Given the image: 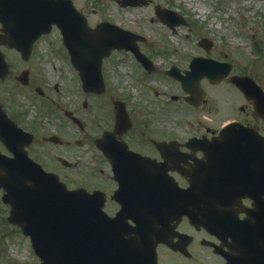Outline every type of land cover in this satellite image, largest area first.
Returning <instances> with one entry per match:
<instances>
[{"label":"water","instance_id":"95a60500","mask_svg":"<svg viewBox=\"0 0 264 264\" xmlns=\"http://www.w3.org/2000/svg\"><path fill=\"white\" fill-rule=\"evenodd\" d=\"M40 2L39 0L38 5L45 11L46 6ZM43 11H40L41 15ZM39 20H43V17L40 16ZM47 29L41 24L37 35ZM66 30H71L70 25L65 28ZM109 30L112 34V29ZM82 34L86 38L83 39L86 45H90L91 41L92 44L103 47V50H100L101 54L108 50L104 49L106 42L110 47L117 44L109 33L102 31V27L95 32L88 31L85 27ZM255 90L256 93L251 94L255 95V99L260 97L264 104L262 89L256 87ZM256 134L255 129L239 127L237 124L229 125L224 129L222 137L216 141L220 142L218 149L232 151L229 155L231 161L218 164L235 165L234 174L238 176L239 165L242 164L240 161L245 163L246 158H252L254 164H261L264 171V138ZM250 141L263 143L248 145L246 142ZM207 162L208 166L212 167L213 160L208 159ZM22 163L24 164L20 165L17 161L0 162V187L3 186L7 191L3 199L12 206L9 219L19 223L23 230L32 236L34 246L43 258V264H82L83 261L91 264L94 258L85 260L83 257L86 254L93 257V254L101 251L97 247V237L94 235L96 227L93 226V220L80 214L99 215L103 225L99 226L101 230L105 228L106 220H110L104 219L96 196L81 191L67 192L52 174L44 173L37 165L28 161ZM218 173H223L220 166ZM261 181L264 186V172ZM204 196L206 199L189 188L181 193V201L171 204L167 200L166 202L170 204H165L161 211H131V215L138 223L129 228L135 234L129 241L131 248L135 252L149 254L155 261L158 242L163 241L172 245L170 237L175 233L172 221L178 220L183 214H188L192 221L205 223L219 236L231 235L234 238L235 252L229 257L228 264H264V191L253 196L255 208L250 209V218L238 221V224L232 223L234 218L231 216L232 212L227 209L228 201L224 197L216 200L214 195ZM171 197L173 200V195ZM106 248L104 247V252Z\"/></svg>","mask_w":264,"mask_h":264},{"label":"rangeland","instance_id":"374dc122","mask_svg":"<svg viewBox=\"0 0 264 264\" xmlns=\"http://www.w3.org/2000/svg\"><path fill=\"white\" fill-rule=\"evenodd\" d=\"M74 1L93 22L105 16L116 18L122 24L133 27L139 34L146 36L144 45L156 46L155 48L158 49L156 58L161 66L168 65L169 61L174 59L177 60L179 54L204 52V49L197 44V39L207 36L214 42L211 54L221 55L213 54L214 58L225 57L234 61L236 71L251 73L264 86V0H146V3L141 5L125 7H122L117 0ZM157 5L172 7L183 14L188 19V23L174 28L169 27L157 15ZM202 7L207 12L202 13L197 9ZM54 36L55 34L47 36L38 44L40 46L51 44L52 39H55ZM258 45L262 48L260 52L256 50ZM9 54L12 61L20 60L10 52ZM182 63L181 66L186 67L188 59H183ZM120 71L125 72L124 69ZM159 83L162 86L168 84L166 88H171L166 78ZM210 89V96L217 107L212 118L214 125L249 115L239 109L238 106L246 101L236 89L230 87V84L225 85V88H219V93L216 92L215 87ZM223 100H226V103L224 107H220ZM174 110L175 107L170 108V111ZM174 114L165 113V116H161V122L168 126L179 127L175 120L176 117H180V111L176 110ZM250 118L253 120L252 116ZM260 124L264 128V120H260ZM184 126H187V123ZM80 155L81 168L75 165L74 173L83 175L92 154L82 151ZM70 181L79 183L71 179ZM8 214L9 209L2 202L0 192V264H39L29 237L9 223ZM169 256L165 254L163 258L170 264H176L168 259Z\"/></svg>","mask_w":264,"mask_h":264},{"label":"flooded vegetation","instance_id":"af4514ba","mask_svg":"<svg viewBox=\"0 0 264 264\" xmlns=\"http://www.w3.org/2000/svg\"><path fill=\"white\" fill-rule=\"evenodd\" d=\"M1 30V24H0ZM59 50L66 55L67 49L65 46H58ZM53 76L48 82L49 91L46 93L45 100H37L30 93H28L27 88H32L31 80L26 86H21L23 90L22 95L24 99H17L15 101L14 107V120L19 126L28 130L31 133V138L27 140H22L23 147L26 152L36 161L40 162L43 167L52 172L59 174L62 180H64L69 185V180L75 181L77 177L73 173L74 169V158L77 155L76 150L78 149L77 144H84L86 139L89 138V134L86 131V114L87 109L93 108L95 112H101L98 119L107 123V128L113 130L116 128V118L113 115V108L116 114L115 104H108V100L105 97V92L101 94L86 93L79 85V79L77 73L73 72L72 77H69L66 71L75 70L71 65L69 60L59 61L58 64L53 65ZM59 80L64 85L62 88L59 86ZM88 96L90 101H86ZM207 102V99L202 101V105ZM127 103V108L130 113L131 120L136 119L133 116V112L136 109L132 108L131 105ZM7 103L4 105L6 106ZM11 114V112L9 110ZM133 118V119H132ZM96 120L99 124L100 121ZM137 120V119H136ZM144 124L148 122L147 118L143 120ZM247 123V122H245ZM146 126V125H145ZM104 131V130H103ZM89 132V131H88ZM145 131H143L144 133ZM215 129L206 124H196L191 125L190 129L186 131V139H181L180 136L167 135L166 132H160L161 135L167 136L168 140L176 141L178 144L179 152H186V147H183L189 137H204L212 136ZM57 133L62 139L58 141H47L46 139L51 136V134ZM102 134V133H100ZM99 134V135H100ZM148 133L146 136L145 146L147 150H142L143 153L148 154L158 161L164 160L163 152L157 147V140ZM116 137L125 139L129 146L134 150L138 149L141 145V135L135 130V122H132V126L126 129L122 134H116ZM0 149L10 153L6 146L0 142ZM189 150V149H188ZM194 156L201 158L203 153L199 150L194 149ZM190 163L193 159L189 160ZM187 167V164L185 165ZM100 171L102 168L98 167ZM96 176L92 179H81V183L94 185V187L101 188L103 181L98 178V170H95ZM176 175L181 179V175L176 172ZM112 186V192L119 186V183L112 178L110 182ZM80 184H76L79 186ZM115 209L118 204L115 200ZM252 201L250 199H244L245 206H250ZM119 208V207H118ZM117 208V209H118ZM116 209V210H117ZM115 210V211H116ZM241 216H244L242 214ZM205 234L204 231H201ZM204 237H209L213 239L211 235H203ZM203 241V238L202 240ZM198 244L197 240L194 239L192 245ZM191 259V258H190ZM182 264H188L183 262Z\"/></svg>","mask_w":264,"mask_h":264},{"label":"bare ground","instance_id":"6f19581e","mask_svg":"<svg viewBox=\"0 0 264 264\" xmlns=\"http://www.w3.org/2000/svg\"><path fill=\"white\" fill-rule=\"evenodd\" d=\"M200 11H201L202 13H204V12H206V9H205L204 7H202V8H200Z\"/></svg>","mask_w":264,"mask_h":264}]
</instances>
